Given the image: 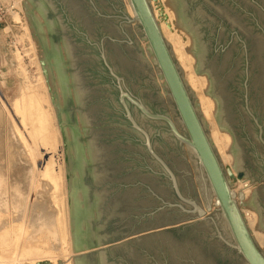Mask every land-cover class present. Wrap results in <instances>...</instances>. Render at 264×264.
Masks as SVG:
<instances>
[{
  "label": "water",
  "instance_id": "obj_1",
  "mask_svg": "<svg viewBox=\"0 0 264 264\" xmlns=\"http://www.w3.org/2000/svg\"><path fill=\"white\" fill-rule=\"evenodd\" d=\"M45 18L84 264H264L150 0H28ZM238 179L264 182V0H170ZM247 205L264 231V185Z\"/></svg>",
  "mask_w": 264,
  "mask_h": 264
},
{
  "label": "rangeland",
  "instance_id": "obj_2",
  "mask_svg": "<svg viewBox=\"0 0 264 264\" xmlns=\"http://www.w3.org/2000/svg\"><path fill=\"white\" fill-rule=\"evenodd\" d=\"M156 1L150 0L151 5L153 2L156 3ZM159 1L160 6H162V3L165 4V2L171 3L170 0ZM158 3L152 5L153 10H157ZM123 4L129 17L133 20V17L128 12L130 11L128 0H123ZM172 12L176 15L175 19L177 21L175 9H172ZM189 43L186 44L187 51L195 58L190 53L193 47L192 37ZM178 63L181 67L180 62ZM193 63L195 67L197 63L196 58ZM181 68L183 69V67ZM183 71L186 76L184 69ZM199 76H205L207 78L206 89L204 88L205 92H207L210 86L208 75L203 74ZM185 80L187 81L186 77ZM189 86L195 92L200 105L197 91L190 84ZM29 94L36 96L45 113L48 115V121L43 125L45 139L40 138L37 142L34 140L35 134L32 133V127L25 125L20 109L23 96ZM209 97L212 98L211 96ZM212 100L215 101L213 98ZM215 105L216 113L217 103ZM201 112L203 114L202 109ZM215 122V126L219 127L216 118ZM218 131H220V128ZM209 132L212 139V134L215 131L210 125ZM222 133L224 132H221V135ZM225 133L231 137L230 145L226 151L232 156L234 164V157L229 153L233 144V138L229 133ZM45 150L53 152L56 170L60 169V171H63V178L61 179L62 188H60L61 191L54 193V196H52L53 186L49 185L47 179L41 180L39 178L38 180H41L43 187L41 184L38 185L37 193L30 194L29 207L32 208L36 204V197L39 194L42 197L40 203L46 207L49 206L55 212L57 219L59 210L64 215L67 209L68 215L66 217L70 229V242H67L65 245L59 242L60 236L58 238L55 236V234L60 235L59 228L56 230L57 226L50 229L52 232L44 230V232H47V235L42 232L45 238L48 237L49 239H45L42 233L39 235L35 234L34 228L32 229V226L29 224V217L32 211L30 212L27 209V221L25 220V225L27 226L28 224V235L20 243L19 248L13 245L8 247L4 246L5 248L0 250V257H4L6 259L5 261L9 264L16 253L19 255L17 264H84L80 247L76 205L75 201H73L75 200V196L72 171L45 18L28 0H0V185L4 186V183H6V186H9L12 190L13 181H15L14 172H17L20 166L28 169L31 167L36 168L37 173L42 172L47 164H40L39 161L42 158V154L45 153ZM216 150L220 154L217 148ZM230 168L231 166L226 169ZM232 172L236 178L232 180V189L234 191L237 190V196L240 195L238 197L240 198L239 200L236 196L237 203L243 209L246 208L242 211V214L244 213V218L246 217L250 221L252 220V216L247 209L251 208L247 203L253 195L254 190L264 185V182L252 183L251 177L240 181L236 171L233 169ZM11 179L14 180L12 181ZM2 180H5L4 183ZM246 186L249 187L247 188L249 193L247 196L243 194L245 193L243 190ZM71 195L73 196L71 197ZM73 206L75 207V211L70 212ZM13 211L16 212L15 210ZM13 211L11 213L0 212V235L8 227L12 229L14 227L13 222L20 218L21 215L18 213L14 214ZM58 231L59 233H57ZM49 232H51L52 236L49 235ZM9 238L10 236H5L6 240ZM53 240L56 242H53ZM44 242L46 244L48 243V245L43 244ZM76 243L77 246H75Z\"/></svg>",
  "mask_w": 264,
  "mask_h": 264
},
{
  "label": "bare ground",
  "instance_id": "obj_3",
  "mask_svg": "<svg viewBox=\"0 0 264 264\" xmlns=\"http://www.w3.org/2000/svg\"><path fill=\"white\" fill-rule=\"evenodd\" d=\"M157 2H159L158 8L157 10L154 9V15L159 24L160 30L164 38L166 39V41L171 46H173L172 49L175 55V59L178 62H180L181 67H183V69L186 72L185 77L188 81L187 83H189L193 87V89L197 91L199 95L200 108L203 111V115L206 121L209 123L210 126H212L213 130L215 131L214 134H212L213 145L215 148L219 150V153H220L219 155H221L220 158H221V161L225 169L231 166L230 169L232 171L234 169L232 156L228 154L226 151L230 145L229 143L231 141V137L225 132L222 133L221 135V132L218 131L219 127L215 126L216 124L215 122L216 105L215 104L216 103L215 101L212 100V98L206 95V92L204 90L207 84V78L205 76L200 77L199 75H197L195 67L193 66L194 64L193 62L195 61V58L191 54L188 53L187 48H186V44L190 42L191 37L186 31L178 27L177 21L175 19L176 15L172 12V9L174 10L172 4L165 2V4L162 3V6H160L161 5L160 1L157 0L156 3ZM156 3L153 2L152 5ZM129 7H130V11L128 12L131 14L134 20L135 14L130 4H129ZM20 109L22 111L25 125L32 127V133L35 134L34 136L35 142H37L40 138L45 139V136H44L45 129L43 125L45 122L48 121V115L47 113H45L42 105L40 104L36 96L31 95V94L24 95L22 98ZM39 162L40 164L42 163L47 164L45 169L42 172L37 173L36 168L31 167L30 169H28V168H22L21 166L20 168L17 169V172H14L15 181H13L14 179H11L14 182V184L12 185V182L10 181L12 185V190L9 188V186H6V183H4L5 180L4 181L2 180V182L4 183V186L0 185V212L11 213L13 210H15L16 212L13 211L14 214L18 213L21 216L18 220L13 222L14 227H12V229L8 227L0 235V250L5 248L4 246L8 247L12 245L14 247L19 248L18 246L20 245V243L24 241V238L28 235L29 233L28 228H27L28 224L27 226L25 225L26 224L25 220L27 217L26 212L28 211L27 209H29L30 212L32 211V213L29 212L31 214V216L29 217L30 218L29 224L32 226V229L34 228L33 230L35 234L39 235L40 233L44 232V230L51 231L50 229H53L57 226L56 230L57 228H59L60 235L55 234V236H57V238L58 236H60L59 242L63 245H65L67 242L68 243L70 242V233H69L70 229H69V223L66 217L68 215L67 209L64 215H62L61 211L59 210L58 219H57L55 212L52 211V209L49 206L46 207L44 204L40 203L41 202L40 200L42 199V197H40L39 194L36 197V201H35L36 204H34L32 208L29 207V196L31 193L36 192V190L38 189V185L41 184V180L47 179L49 181V185L53 186L52 196H54V193L61 191L60 188H62L61 179L63 178V171L62 170L60 171V169L56 170L54 166L53 152L49 150H45V153L42 154V158ZM39 178L41 179L40 181L38 180ZM230 182H231L232 192L236 193L237 190L235 188L234 189L236 191L232 189L233 187L232 180H230ZM247 188L249 187L246 186L245 189L243 190V192H245L243 194H246L245 196L249 194ZM72 196L73 195H71V197ZM239 196H237V198ZM239 199L240 198H238V200ZM74 209H75L74 206L73 208L71 207L70 212L71 211L74 212L75 211ZM244 209L240 207L241 212ZM247 210H249L248 212L251 213L252 220L248 221L247 220L248 218L246 219V217L244 219L248 225V228L250 230L252 237L255 239L260 249L264 252V231L260 230L257 227L258 222H259L258 213L253 208L247 209ZM51 232H49V235H51ZM44 233L46 234L47 232H44ZM57 233H59V231ZM42 235L45 238V235L43 233ZM5 236H10V238L6 240ZM45 239H49V238L47 237ZM45 242L43 244H46ZM53 242H56V241L53 240ZM46 245H48V243ZM75 246H77V243ZM18 257L19 255L18 253H16L12 261H10V264H17ZM5 260L6 259L4 257H0V264H9Z\"/></svg>",
  "mask_w": 264,
  "mask_h": 264
}]
</instances>
